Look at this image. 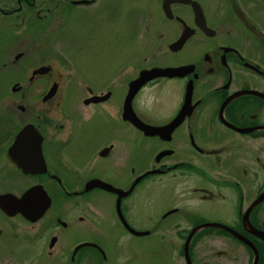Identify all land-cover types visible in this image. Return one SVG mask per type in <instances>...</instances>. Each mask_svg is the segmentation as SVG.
<instances>
[{
	"label": "flooded vegetation",
	"instance_id": "af4514ba",
	"mask_svg": "<svg viewBox=\"0 0 264 264\" xmlns=\"http://www.w3.org/2000/svg\"><path fill=\"white\" fill-rule=\"evenodd\" d=\"M73 25L84 33L71 43L81 52L77 66L69 44L53 51V35ZM101 34L110 36L105 56L89 44ZM138 34L146 55L136 65ZM150 50L158 55L146 65ZM151 69L178 72L134 93L133 81ZM143 125L164 130L151 135ZM228 131L245 149L231 172L207 147L212 133ZM257 144L264 145V0H0V264H148L149 253L162 264L168 218H177L172 227L190 214L206 218L227 189L241 197L242 231L249 228L261 252ZM137 160L155 165L135 174ZM170 171L174 205L159 210L172 202L164 195L153 205L142 186ZM228 221L219 222L240 228Z\"/></svg>",
	"mask_w": 264,
	"mask_h": 264
},
{
	"label": "rangeland",
	"instance_id": "374dc122",
	"mask_svg": "<svg viewBox=\"0 0 264 264\" xmlns=\"http://www.w3.org/2000/svg\"><path fill=\"white\" fill-rule=\"evenodd\" d=\"M22 27H26V26L24 25ZM78 33L84 34L81 31V27L79 25H73L69 29L67 35L65 31H62L58 35H53L54 54L62 53L63 46L69 44L67 47L69 52H67V54L69 56V59L75 60L74 66L79 65L80 61L82 60V58H80L81 52L77 49V47L74 49V51H71L73 49L71 47V43L77 40ZM109 37H110L109 35H102V34L100 36L90 35V41H89V44L91 45L90 48H93L92 46L95 45L94 48L97 51H100L99 55L105 56L104 55L105 51H102L101 46L110 43ZM155 38L156 36L154 37V39ZM150 41L151 38L149 37L148 43L151 48L152 43ZM131 42H132V46H131L132 57L130 58L132 62H134L137 65L138 63H141L138 62L139 59H141V57L143 58L146 55L145 54L146 52H144V49L140 44V43L143 44L145 42L143 40V37H141V34H138V36L134 35V39ZM85 49L87 50V48ZM147 53L148 54L146 57V61H143V63L146 62V65L151 62L150 58L152 55H158V53L153 50L152 51L150 50ZM95 57H96L95 53L91 52L90 58L95 59ZM122 59H123L122 62H124L125 60L128 59V57L123 56ZM151 70H156V69H151ZM151 70H146V71H151ZM243 111L244 113L252 115L251 110L247 107H244ZM259 118H261V115L259 116ZM220 135L221 137H219V134L217 133H212L208 137V141H210V146L207 147L214 149L213 150L214 153L213 154L211 153L210 156L211 159L217 158L218 155L223 157L224 160L223 163H225V166L228 163L231 172L232 163L234 164V166L235 164L239 163L238 160L240 158V154H242L243 151H245V149H239L237 147V144L240 143L237 134L228 131V132H222ZM226 142H228V144H225ZM256 146H260V149L258 151L259 157H260V161L264 163V145L257 144ZM156 149L157 147L152 148L150 150V154L155 153ZM145 150L149 152V148L143 149L142 151L145 152ZM159 156L162 157L163 155L159 154ZM200 157L203 156L200 155ZM198 159L199 157L197 154L195 160ZM153 164L155 165L153 160L134 161L133 167L135 168V174H138L146 170V168L151 169ZM246 167L247 170L249 171L248 172V176H249L250 172L252 171L251 165L250 166L246 165ZM210 171L214 172L213 169L211 168ZM172 173L174 172L170 171V174L164 175L162 181L156 179L155 184L153 182H148V186L146 183H144V185L142 186V188H144L145 186V192H148V195H150L151 193L150 201L153 205H156V203L162 204V198L164 195L166 196L167 200H170V202H172V195H173L172 188H174L173 179H175L174 178L175 176ZM230 174L236 175V173L234 172ZM154 177L158 178L159 176H154ZM235 179L237 178H231L229 182L233 183L235 182ZM212 190L216 191L214 188H212ZM154 194H160L159 198L156 199L155 202H154ZM222 195H225L224 197H226V200L216 201L213 204L215 205L213 206V208L215 209L212 208L210 215H207L206 218H204V216L200 217L196 215L195 217H193L190 214L191 221H189V223L182 224L181 227H172L174 221L177 219L175 216H171L168 218V220L166 221V228L163 234L165 235L164 239L169 241H164L166 259L164 260V262H162V264H264V249L259 245L261 252L258 250L257 248L258 245L253 242L254 239L252 238V235L251 236L248 235L250 234V231H248L249 230L248 227H246L247 229H243L242 231L241 227L243 224H241V221L239 220V208H240V203L242 202L241 197L237 193H233L230 189L229 190L227 189V192L225 193L222 192ZM212 198L213 196L208 195L207 203L213 202L214 200H212ZM197 200H195L197 201V203H201V200L199 199V195H197ZM244 200H247V198ZM256 201L257 203H259L260 201H264V184L261 188V192L259 193V197L256 198ZM143 203L144 201L141 202V204ZM171 205H174V202L167 205H163V208L159 210H166ZM197 209L199 210V208ZM209 218L211 219L210 222H209L210 220ZM228 219L237 222L240 228H234L231 227L230 225H226L223 223H221L224 226V228L222 227V229L220 227H216V226L210 227V225H208V223L219 224L220 223L219 221L230 222L228 221ZM194 223L197 225H194ZM228 229H232L234 233L230 232ZM237 229H239L240 231ZM178 231L179 234H177ZM148 264H152L151 253H149L148 255Z\"/></svg>",
	"mask_w": 264,
	"mask_h": 264
},
{
	"label": "water",
	"instance_id": "95a60500",
	"mask_svg": "<svg viewBox=\"0 0 264 264\" xmlns=\"http://www.w3.org/2000/svg\"><path fill=\"white\" fill-rule=\"evenodd\" d=\"M175 72H178V70L175 69H156V70H151V71H145L142 72L140 77L133 82V88H134V92L141 86L143 85L148 79H150L151 77H156V76H161V75H171V74H175ZM173 126V124H170L169 127L165 128L169 130L171 129V127ZM151 133H158L160 132V128H145V131L148 132V130ZM210 226H216V227H220V228H224L223 225H219V224H210ZM230 232L234 231L232 229H228Z\"/></svg>",
	"mask_w": 264,
	"mask_h": 264
},
{
	"label": "bare ground",
	"instance_id": "6f19581e",
	"mask_svg": "<svg viewBox=\"0 0 264 264\" xmlns=\"http://www.w3.org/2000/svg\"><path fill=\"white\" fill-rule=\"evenodd\" d=\"M208 224H210V223H208ZM221 224V223H220ZM251 228V227H250ZM259 237L261 238V239H264V237H261V235H259Z\"/></svg>",
	"mask_w": 264,
	"mask_h": 264
}]
</instances>
